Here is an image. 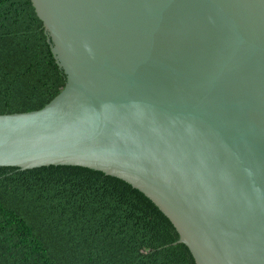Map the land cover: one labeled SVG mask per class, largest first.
Segmentation results:
<instances>
[{"label":"water","instance_id":"1","mask_svg":"<svg viewBox=\"0 0 264 264\" xmlns=\"http://www.w3.org/2000/svg\"><path fill=\"white\" fill-rule=\"evenodd\" d=\"M31 3L66 83L0 115V167L101 171L195 264H264V0Z\"/></svg>","mask_w":264,"mask_h":264},{"label":"trees","instance_id":"2","mask_svg":"<svg viewBox=\"0 0 264 264\" xmlns=\"http://www.w3.org/2000/svg\"><path fill=\"white\" fill-rule=\"evenodd\" d=\"M31 0H0V115L39 110L65 86ZM145 193L70 165L0 167V264H195Z\"/></svg>","mask_w":264,"mask_h":264}]
</instances>
